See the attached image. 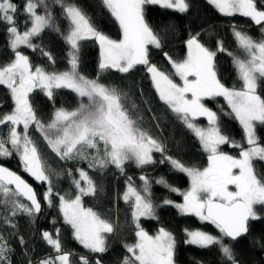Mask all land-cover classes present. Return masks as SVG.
<instances>
[{
    "label": "snow or ice",
    "instance_id": "6c2138e0",
    "mask_svg": "<svg viewBox=\"0 0 264 264\" xmlns=\"http://www.w3.org/2000/svg\"><path fill=\"white\" fill-rule=\"evenodd\" d=\"M54 2L60 5L69 23L66 32H61L57 26L46 0H23L22 7L13 0H0V23L7 25L10 47L14 52V59L0 66V85L7 87L14 102L10 113L0 115V125H8L7 137L0 136V156L18 154L23 170L36 181L48 184L44 199L51 205L53 174L30 135V128L41 135L61 160H87L90 169L114 165L123 173L128 161L143 167L156 163L154 152L165 153L162 142L142 127V117L133 114L135 104H127L125 93L100 82L99 78L89 79L78 70L81 41L94 39L100 47V70L115 69L128 73L137 65L145 66L160 101L195 135L208 154V165L203 169L186 166L171 156L164 157L174 169L190 178L187 191L172 187L164 178L156 181L183 196L182 204L168 199L163 204L173 205L181 214L194 215L219 230L220 235H212L202 230L186 229L185 243L202 249L215 246L227 264H239L232 245L225 243V238L236 241L249 233L250 221L264 220L257 211V206L264 210V176H258L254 166V161L264 162V144L257 136V126H264V95L258 91L264 90V39L255 40L233 26V34L247 58H233L242 84L240 88L228 87L221 82L215 63L217 51H226L223 42L218 43L217 51H212L201 43L199 33L187 39L185 59L177 61L164 54L174 70L172 74L150 63L149 46L161 48L163 37L145 19V6L158 5L186 13L190 6L188 0H102L119 24L122 32L119 40L98 31L77 5L65 0ZM208 3L222 15L250 18L264 32V5L258 7L257 0H208ZM41 7L44 14L38 11ZM21 13L25 16L23 31L17 24ZM45 29L60 32L69 46L70 67L67 70L49 71L34 66L29 56L19 50L23 45L35 51L38 46L33 39ZM40 51L55 63L51 53ZM173 76L179 77L181 83H177ZM36 89L50 100L57 90H70L79 98V104L72 110L57 108L51 120L45 123L30 101V94ZM217 97L224 98L239 121L247 146L221 133L217 113L204 103L205 99ZM198 117H206L209 126H199L196 123ZM226 144L238 149V156L222 151L221 146ZM78 172L80 179L73 178L77 190L75 197L56 194L60 210L65 223L73 229L74 238L91 252L103 254L108 250L107 234L114 232V225L102 219L92 208L83 206V197L95 196L97 185L87 171L79 169ZM68 174L71 175V170ZM140 179L143 181L142 190L134 187L129 177L122 197L131 204L136 229V242L125 245L129 255L124 257L122 264H176L175 236L164 228L152 235L141 226L142 217H158L151 198V182L146 176ZM0 194L6 204H11L13 217L19 213L36 216L41 212V203L33 187L5 167H0ZM4 222L16 227L8 217ZM42 237L57 255L45 257L38 264H70L71 253L63 250L58 230L55 234L45 231ZM19 239L23 244V237ZM11 252L8 241L0 234V264H11ZM80 259L82 264H90L86 257Z\"/></svg>",
    "mask_w": 264,
    "mask_h": 264
},
{
    "label": "trees",
    "instance_id": "16d2710c",
    "mask_svg": "<svg viewBox=\"0 0 264 264\" xmlns=\"http://www.w3.org/2000/svg\"><path fill=\"white\" fill-rule=\"evenodd\" d=\"M13 2L21 7L23 5V0H13ZM65 2L77 5L91 19L98 31L111 39H121L122 32L119 24L103 5L102 0H65ZM46 3L61 32H66L69 23L64 17L60 5L56 4L54 0H46ZM188 3L190 6L186 13L163 9L158 5L145 6V19L153 30L163 37L161 48H150V63L155 64L162 71L172 74L174 70L164 54L167 53L177 61L185 59L187 39L199 33L201 43L212 51H217L218 43L223 42L226 51H217L215 60L217 74L226 86L240 88L242 82L238 78L233 58L242 59L245 57V51L238 45L233 34V26L258 41L264 39L261 26L240 15H222L208 3V0H188ZM262 5H264V0H257V6L261 7ZM24 21L25 16L21 13L17 18V24L21 31L25 28ZM27 26L30 27V24ZM33 43L38 46L35 51L25 46L19 50L29 56L34 66H41L49 71H65L70 67L68 63L69 46L60 32L45 29L39 37L33 39ZM40 49L51 53L55 63L53 64L47 56L42 55ZM13 59L14 52L10 47L7 25L0 23V66L7 65ZM99 63L100 48L98 44L94 40L81 41L78 69L80 73L89 79L99 78L100 82L110 87H116L125 93L128 97L127 104H135V108L132 109L133 114L142 117L140 121L142 127L162 142L165 153L154 152L153 157L156 163L143 167H138L129 161L125 164L123 173L114 165L103 169H90L88 161L85 160H61L51 151L41 135L34 136L35 130L31 128L30 135L37 142L47 166L53 174L52 204L49 205L44 199L48 184L36 181L26 174L15 153L5 159L0 156V164L21 174L34 186L42 205L40 215L28 216L19 213L13 217L11 216V204H6L4 197L0 194V234L8 241L12 249L11 264H29L30 261L31 264H38L45 257L56 256L57 253L46 243L42 233L47 231L55 234L57 230L63 250L71 253L70 264H82L80 257H86L90 264H95L97 260L100 261V264H122L124 257L129 255L125 245L136 242L132 207L122 197L127 190L129 177L133 186L142 190L141 176H146L151 182V198L156 205L158 217V219H141V226L152 235L156 234L158 229L164 228L175 236L177 241L176 264H227L217 247L202 249L185 243L186 229L202 230L212 235H220V233L215 225L201 221L194 215L181 214L176 207L163 204L165 199L181 202L183 197L177 192L170 191L168 187L156 183L164 178L172 187L180 191L187 190L189 187L188 176L174 169L164 157L171 156L186 166L203 169L208 165V154L203 151L195 135L160 101L145 66L137 65L128 73H121L112 69L101 71ZM173 79H177L176 76H173ZM258 91L264 95V90L258 89ZM30 101L38 117L45 123L51 120L57 108L72 110L79 104L76 94L66 89L57 90L53 100H50L42 91L37 90L31 94ZM205 104L217 113L221 133L247 146L243 128L230 113V108L224 98L207 99ZM13 108L14 102L10 91L7 87L0 85V115L10 113ZM7 132L8 125H0V136L6 138ZM257 136L260 143L264 144V126H257ZM221 150L233 156L239 154L238 149L227 144L221 146ZM162 160L164 162H161ZM254 166L257 175L264 176V162L254 161ZM79 169L87 171L97 185V194L84 196L83 206L92 208L102 219L114 225V232L107 234L108 250L103 254L91 252L74 238L73 229L65 223L60 210L59 196L74 198L77 194L73 178L80 179ZM69 170H71V175L68 174ZM57 193L59 196L56 195ZM257 211L264 216V210L259 206H257ZM5 217L11 219L16 227L13 228L5 223ZM20 237H23V244L20 243ZM225 243L232 245L239 264H264V220L250 221L249 233L246 236L236 241L225 238Z\"/></svg>",
    "mask_w": 264,
    "mask_h": 264
},
{
    "label": "rangeland",
    "instance_id": "374dc122",
    "mask_svg": "<svg viewBox=\"0 0 264 264\" xmlns=\"http://www.w3.org/2000/svg\"><path fill=\"white\" fill-rule=\"evenodd\" d=\"M38 11L40 12V14H44V8L43 7H41L40 9H38ZM246 18H248V17H246ZM248 19H250V18H248ZM251 20V19H250ZM252 21V20H251ZM253 22V21H252ZM254 23V22H253ZM255 24V23H254ZM122 38V37H121ZM91 40H94V39H91ZM95 41V40H94ZM97 44H98V42L97 41H95ZM98 46H99V44H98ZM21 47H23V45L21 46ZM20 47V48H21ZM100 48V47H99ZM150 48H155V47H153V46H149V54H150ZM247 58V53L245 52V57H243L242 59H246ZM112 70H115V69H112ZM176 78L177 79H175V81L177 82V83H181V81H180V79H179V77H177L176 76ZM4 86V85H3ZM6 87V86H5ZM41 91L40 89H36L35 91ZM34 91V92H35ZM34 92H32L31 94H33ZM31 94H30V96H31ZM207 99H205L204 100V103H205V101H206ZM206 105V104H205ZM207 106V105H206ZM208 108H210L209 106H207ZM230 108V107H229ZM211 109V108H210ZM212 111H214L213 109H211ZM230 113H231V109H230ZM232 114V113H231ZM232 115H234V114H232ZM196 123L199 125V126H201V127H208L209 125H208V121H207V119H206V117H198L197 119H196ZM29 131H31V128H30V130ZM36 133V134H35ZM35 135L34 136H38V135H40L38 132H36L35 131ZM33 135V134H32ZM33 137V136H32ZM38 145V144H37ZM223 146V145H222ZM8 147L10 148L11 146L10 145H8ZM39 147V146H38ZM89 152H93V150H89ZM15 152H13V154H14ZM16 154V153H15ZM18 157H19V155L18 154H16ZM1 158H3V159H5L6 157H2L1 156ZM20 159V158H19ZM76 160H81V159H76ZM75 160V161H76ZM85 161H87V160H85ZM129 162V161H128ZM130 162H132L133 164H135V162H133V161H130ZM127 163V162H126ZM136 165V164H135ZM23 166V165H22ZM146 166V165H145ZM22 170H23V167H22ZM25 172V171H24ZM26 174H28L27 172H25ZM185 174V173H184ZM29 175V174H28ZM30 176V175H29ZM30 177H32V176H30ZM33 178V177H32ZM189 178V177H188ZM190 178H189V187H188V189L190 188ZM187 189V190H188ZM187 190H185V191H187ZM181 192H184V191H181ZM183 197V196H182ZM175 203H178V204H182L183 203V199H182V201L181 202H175ZM173 206V205H172ZM188 215H190V214H188ZM198 218V217H197ZM141 219H144L143 217L141 218ZM87 249V248H86ZM89 250V249H88ZM81 258V257H80Z\"/></svg>",
    "mask_w": 264,
    "mask_h": 264
},
{
    "label": "water",
    "instance_id": "95a60500",
    "mask_svg": "<svg viewBox=\"0 0 264 264\" xmlns=\"http://www.w3.org/2000/svg\"><path fill=\"white\" fill-rule=\"evenodd\" d=\"M0 167H5V168H8L7 166H5V165H3V164H0ZM9 170H11V171H13L12 169H10V168H8ZM13 172H15V171H13ZM15 173H17V172H15ZM18 175H20L28 184H30L32 187H33V189L35 190V188H34V186L24 177V176H22L21 174H19V173H17ZM14 187V186H13ZM35 192H36V190H35ZM36 195H37V192H36ZM37 198H38V195H37ZM23 199V198H22ZM39 199V198H38ZM26 203H29L28 201H26V200H24ZM41 212H42V205H41ZM41 212L39 213V214H37V215H40L41 214ZM246 236V235H245ZM242 237H244V236H242ZM242 237H240V238H242ZM240 238H238L237 240H239ZM228 239V238H227Z\"/></svg>",
    "mask_w": 264,
    "mask_h": 264
},
{
    "label": "flooded vegetation",
    "instance_id": "af4514ba",
    "mask_svg": "<svg viewBox=\"0 0 264 264\" xmlns=\"http://www.w3.org/2000/svg\"><path fill=\"white\" fill-rule=\"evenodd\" d=\"M104 255H106V254H104ZM102 257V256H101ZM97 258H99V257H97Z\"/></svg>",
    "mask_w": 264,
    "mask_h": 264
}]
</instances>
